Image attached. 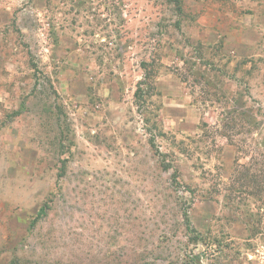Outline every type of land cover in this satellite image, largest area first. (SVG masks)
Returning a JSON list of instances; mask_svg holds the SVG:
<instances>
[{"label": "rangeland", "instance_id": "obj_1", "mask_svg": "<svg viewBox=\"0 0 264 264\" xmlns=\"http://www.w3.org/2000/svg\"><path fill=\"white\" fill-rule=\"evenodd\" d=\"M0 264H264V0H0Z\"/></svg>", "mask_w": 264, "mask_h": 264}, {"label": "trees", "instance_id": "obj_2", "mask_svg": "<svg viewBox=\"0 0 264 264\" xmlns=\"http://www.w3.org/2000/svg\"><path fill=\"white\" fill-rule=\"evenodd\" d=\"M149 77V75L146 73L145 74V76H144V78H148ZM140 83H142V81L140 82ZM143 83H144V81H143ZM140 92H142V89H141V87H140V84L138 85V87H137V89H136V91H135V94L136 95H138ZM232 112H236V114L238 115V117L240 118V121H243L244 123H251V119H250V117H249V115L246 113H243V112H240V111H236V110H233ZM232 112H228V114H229V116L227 115V119H226V121L224 122V124L226 125V126H229V127H235L236 126V124H237V122H238V120L236 119V118H234L235 116L233 115V116H231V113ZM229 120V121H228ZM230 122H231V124H230ZM229 135H227V137H228ZM162 163H163V166H164V169H174V173H176L177 172V169H176V167H175V165L174 164H172V163H165V161L163 160L162 161ZM242 166V165H241ZM248 167H246V169H247ZM241 173H243V172H241ZM245 173V172H244ZM243 173V175H245ZM174 175V179H176V176H175V174H173ZM254 175H255V178L258 180V182H257V184H260V182H261V175L260 174H255V172H254ZM47 214V205H43L38 211H37V213H36V215H35V217L32 219V221H31V224H34V223H36L38 220H40L42 217H44L45 215ZM184 217L186 218V219H188V216H187V213H184Z\"/></svg>", "mask_w": 264, "mask_h": 264}]
</instances>
